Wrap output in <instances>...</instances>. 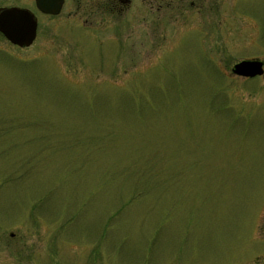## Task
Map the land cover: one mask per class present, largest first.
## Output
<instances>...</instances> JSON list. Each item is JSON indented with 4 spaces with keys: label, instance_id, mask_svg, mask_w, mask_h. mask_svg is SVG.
Masks as SVG:
<instances>
[{
    "label": "rangeland",
    "instance_id": "374dc122",
    "mask_svg": "<svg viewBox=\"0 0 264 264\" xmlns=\"http://www.w3.org/2000/svg\"><path fill=\"white\" fill-rule=\"evenodd\" d=\"M195 2L0 34V264H264V0Z\"/></svg>",
    "mask_w": 264,
    "mask_h": 264
},
{
    "label": "flooded vegetation",
    "instance_id": "af4514ba",
    "mask_svg": "<svg viewBox=\"0 0 264 264\" xmlns=\"http://www.w3.org/2000/svg\"><path fill=\"white\" fill-rule=\"evenodd\" d=\"M178 0H63L62 10L58 15L45 14L43 13L37 5V1L33 0V11L28 7H20V6H2V7H20L26 8L32 11L35 16L38 18V31L42 27V22L39 19L38 15H42L48 17L50 19H55L59 17L61 14L66 13V17L68 18V22L65 23V27L70 25L71 28H83V29H93L94 26L98 28L106 29L110 25V19H115V17L119 14H124L127 10H133V12L138 14H145L142 18L143 20L147 19V16L155 15L160 16L163 15L164 11H169L172 9L180 10L185 14H194L196 9L195 0H180L182 4H176ZM191 2L192 5L190 4ZM211 0H205V5L199 7V11L201 12L211 8ZM195 6V7H194ZM0 7V8H2ZM38 14V15H37ZM184 14V15H185ZM166 18V15H163ZM162 17L161 19H165ZM113 19V20H114ZM155 20V18H153ZM159 17L156 19L157 26L161 27L160 21H162ZM148 20V19H147ZM136 23L134 24V26ZM143 28L146 27L144 23H142ZM156 46V48H154ZM161 45L156 44L152 45L151 48L157 50ZM150 55V54H149ZM148 54L146 56H149ZM152 56V54L150 55ZM156 55H153L155 57ZM260 60L264 63V59L261 58H251V59H242L245 60ZM243 79H250L249 77L238 76ZM264 74L261 76H256L255 78L262 79ZM254 78V79H255ZM251 80V79H250ZM253 80V79H252ZM263 230V231H262ZM264 232V226L260 228V232ZM259 238V237H258ZM261 240L264 241V235L260 234Z\"/></svg>",
    "mask_w": 264,
    "mask_h": 264
},
{
    "label": "water",
    "instance_id": "95a60500",
    "mask_svg": "<svg viewBox=\"0 0 264 264\" xmlns=\"http://www.w3.org/2000/svg\"><path fill=\"white\" fill-rule=\"evenodd\" d=\"M38 8L45 14L58 15L63 0H36ZM0 33L12 44L21 48L33 45L38 35V18L26 8H0ZM233 73L238 76L256 77L264 74V63L260 60H245L234 65Z\"/></svg>",
    "mask_w": 264,
    "mask_h": 264
}]
</instances>
